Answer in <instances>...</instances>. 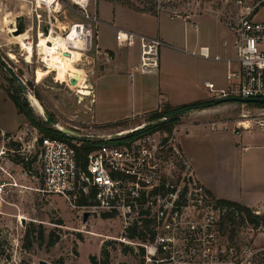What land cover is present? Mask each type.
I'll use <instances>...</instances> for the list:
<instances>
[{"label": "rangeland", "instance_id": "1", "mask_svg": "<svg viewBox=\"0 0 264 264\" xmlns=\"http://www.w3.org/2000/svg\"><path fill=\"white\" fill-rule=\"evenodd\" d=\"M89 1V13L92 15L90 10H95L98 0ZM130 1L138 8H154L158 15L187 18L189 22L194 23L198 27L197 31L190 26L185 34L190 46L196 42L202 45L209 44L222 58L219 62L211 60L200 65L206 68V79L221 81L223 87H227L226 60L235 57L234 38L229 23L239 12L234 0ZM34 2L0 0V181H7L13 185V192L7 199V204L0 210V264L40 262L94 264L93 259L96 260V264H102L106 255H109L110 264H148L145 259L147 250L144 249L143 255L142 248L138 246L141 243L129 241L125 237L126 230L121 218L116 215L105 217L103 214H94L90 215L87 223H84L85 212L82 209H73L61 197L39 192L41 185L36 179L40 151L37 147L33 148V143L35 139L44 137L47 131H59L46 122L48 118L57 122L61 128L69 129L81 136L92 135L102 143L104 141L97 137L113 135L142 124H156L148 122L151 116L170 112L172 108L164 107L141 117L124 120L125 116L131 114L128 109L131 101L129 87L124 77L113 78L116 85L107 88L114 91L122 90V96L116 103L117 107L113 108L108 104L110 107L108 108L105 102H97L94 105L92 85L99 95L102 84L96 85L94 81L107 73L109 66L115 64V54L109 51L100 53L95 34L91 52L85 55L82 52L78 60L80 68L85 73L82 78L87 90L76 88L70 83L71 78L67 74L62 76L59 70L54 72L42 62L37 53V46L40 35H46L44 33L46 28L48 34L53 30L55 34L67 36L73 27L80 28L79 25L85 23V19L68 0H56L59 8L52 12ZM19 17L25 19L23 21L25 32L28 31L24 39L25 44L29 42L34 45V56L29 64L23 57L19 42L9 35V29L15 28L17 34ZM6 18L10 20L9 24L6 23ZM163 19L164 30L174 29L179 25L181 36L184 35L181 21L171 22L167 18ZM254 20L264 23V8L258 11ZM81 35L80 31L79 36L71 41L72 48L78 52L83 43ZM112 37L114 36L104 34L102 42L106 41L117 49ZM165 48L161 47L159 52L163 64ZM192 48L193 46L190 47ZM107 58L111 61L108 62ZM187 59L181 60V65L187 69L194 68L195 62ZM6 67L11 68L22 79L26 94L6 73ZM199 80L200 75L193 76L194 83H198ZM182 81L187 80L183 77ZM194 83L189 80V84L195 85ZM107 86L105 85L104 89ZM11 95L20 99L26 114L18 112L16 105L10 100ZM30 95L39 101L45 112L44 116L39 115L33 108L28 99ZM209 101L214 103L204 110L213 111L215 120L229 121L230 129L234 127L233 122L240 120L242 114H254L258 110L253 104L217 105L218 100L212 98ZM193 112L198 111L184 112V115L178 117L179 122L176 125L182 123L184 117ZM94 120L99 125L95 124ZM116 123L124 124L113 126ZM19 138L22 140L19 141ZM258 138L261 139L260 136ZM16 143H22L24 147V151L19 154L13 153L16 150ZM26 157L29 159L28 162L25 161ZM179 175L183 177L190 174L181 171ZM50 241H54L55 244L50 246ZM161 257V253L155 254V259Z\"/></svg>", "mask_w": 264, "mask_h": 264}, {"label": "built area", "instance_id": "2", "mask_svg": "<svg viewBox=\"0 0 264 264\" xmlns=\"http://www.w3.org/2000/svg\"><path fill=\"white\" fill-rule=\"evenodd\" d=\"M68 1L85 19L79 25L85 55L91 52L93 36L101 24L89 13V0ZM234 5L239 12L229 23L235 57L226 60L227 87L217 89L210 82L204 86L216 100H264V23L254 20L264 8V0H234ZM115 42L118 49L139 47V62L128 73L131 80L158 73L163 41L118 31ZM186 52L192 57L211 58L206 47ZM253 105L257 112L242 114L232 129L229 121V125L219 121L211 124V130H231L239 137L244 133L264 137V105ZM146 125L97 137L105 144L89 152L85 150L87 144L100 143L92 135L78 134L80 140L35 139L33 148L40 151L36 179L41 185L39 192L61 197L73 209L91 215H116L124 221L125 230L140 229L149 222L155 241L146 243L151 246L138 245L147 250L148 264H264L263 216L253 212V222L236 207L217 205L191 175L180 177L181 171H189L177 143L176 127L171 133L157 131L125 140ZM21 144L16 143L14 154L24 151ZM12 188L11 183L0 181V210L7 204ZM257 240L260 245L255 244ZM157 252L162 255L159 259H155Z\"/></svg>", "mask_w": 264, "mask_h": 264}, {"label": "crops", "instance_id": "3", "mask_svg": "<svg viewBox=\"0 0 264 264\" xmlns=\"http://www.w3.org/2000/svg\"><path fill=\"white\" fill-rule=\"evenodd\" d=\"M95 6V10L90 12L101 24L96 37L97 48L100 53L113 52L115 64L109 66L108 72L94 81L96 85L102 84L99 95L92 85L94 105L105 102L108 108V104L113 108L117 107L122 90L107 88L116 85L113 78L121 77L127 80L131 100L128 107L131 114L125 116L124 120L141 117L164 107L179 108L195 102L209 101L212 94L204 86L206 82L214 84L217 89H224L221 81L206 79V68L200 66L211 60L222 61V58L209 44L196 42L190 49L192 46L185 35L186 31L190 26L195 31L198 27L187 18L166 15L156 17L105 0L96 1ZM163 18L171 22L181 21L184 35L181 36L179 25L174 29L164 30ZM118 31L163 41L166 47L163 51L164 64L160 61L157 74L138 75L135 80L129 78L128 73L139 62V47L115 49L108 42H102L104 34L114 36L112 38L115 41ZM200 47L209 48L210 59L192 57L186 52ZM186 59L195 62V69H187L181 65V60ZM226 65L228 72L227 62ZM195 75H200L198 83L193 81ZM183 77L187 81H182ZM189 80L195 85L189 84ZM105 85H108L107 90L104 89ZM215 119L213 111L203 110L186 115L184 121L175 126L177 143L187 163L188 173L214 199L241 205L264 217V137L256 133H244L239 137L231 131L214 132L211 124L219 121ZM107 123L106 125H111ZM255 244L260 245L261 242L257 240Z\"/></svg>", "mask_w": 264, "mask_h": 264}, {"label": "bare ground", "instance_id": "4", "mask_svg": "<svg viewBox=\"0 0 264 264\" xmlns=\"http://www.w3.org/2000/svg\"><path fill=\"white\" fill-rule=\"evenodd\" d=\"M34 1L36 5L43 6L51 12L53 10L56 11V9L59 8V4L57 5L56 0ZM5 21L8 24L10 23V20L8 18H6ZM15 29H9V35L13 40L19 42V45L22 49L21 51L24 54L23 57L26 58L25 61L29 64L32 62V58L34 56V45L29 42L25 44L24 42V39L28 35V31L24 34L17 35ZM79 32V27H73L72 30L67 34V36H64L62 34H55L53 30H51V32L45 36L40 35L39 44L37 46V53L38 56L42 59V62L51 67L54 72L59 70L61 72L60 75L65 76L67 74L71 78V84L73 81L76 88L87 90L86 84L84 83V80L82 78V76L85 74L84 70L80 68L78 64L79 55L86 49L85 39L81 35L83 38V43L81 44L79 52L78 50L73 49L71 44V41L79 36ZM28 99L30 100L36 112L39 115L44 116L45 112H43L39 101L31 95L28 96Z\"/></svg>", "mask_w": 264, "mask_h": 264}, {"label": "trees", "instance_id": "5", "mask_svg": "<svg viewBox=\"0 0 264 264\" xmlns=\"http://www.w3.org/2000/svg\"><path fill=\"white\" fill-rule=\"evenodd\" d=\"M107 2L113 3V4H120L121 6H124L128 9H131L135 12L138 13H145V14H151L153 16H158L157 11H155L154 8H138L136 7L134 4H132V2L130 0H105ZM139 1V0H138ZM14 81V80H13ZM10 100L13 101V103L16 105L18 112L20 114H26L25 111V107L24 105L20 102V99L17 96H9ZM214 103V102H213ZM212 101H200V102H195L189 105H185L179 108H172L170 109V112H164V113H157L151 116V118L149 119L148 122H156L155 125L153 126H149L144 128L141 131H137L135 133H133L132 135H130L129 137H127L125 140H131V139H135L138 138L142 135L148 134V133H154L157 131H167L169 133L172 132L173 128L176 126V124L179 122L178 118L166 123L163 122V119H166L168 117H170L171 115H173L175 112L177 111H184V112H190V111H202L206 108H208L211 104H213ZM124 123H116L113 126H121ZM44 137H49V138H58L60 140H69L67 137H65L61 132L59 131H47L44 134ZM105 144L104 142L99 143L97 145H93L92 143L87 144V146H85V150L87 152L93 150L96 148V146ZM206 193H208L210 196L211 194L206 191ZM212 197V196H211ZM213 198V197H212ZM216 200V199H215ZM216 204L217 205H224V206H228V207H236L240 210H242L244 213H246V215L248 217H250V219H252L253 222H255L256 218H253V212L248 209L245 208L241 205L238 204H234V203H230V202H226V201H222V200H216ZM106 216H112V215H104ZM264 217H261L260 220H263ZM150 227V223L149 222H145V224H143V228L137 229V228H132V229H127L125 231V237L129 240V241H139L141 244H146V243H153L155 241V233L149 230ZM55 244L54 241H50V246H53ZM142 248V247H141ZM143 255H144V249H141ZM102 264H110L109 263V255H106V258L102 261ZM93 263L96 264V260L93 259Z\"/></svg>", "mask_w": 264, "mask_h": 264}, {"label": "water", "instance_id": "6", "mask_svg": "<svg viewBox=\"0 0 264 264\" xmlns=\"http://www.w3.org/2000/svg\"><path fill=\"white\" fill-rule=\"evenodd\" d=\"M24 20L25 19L23 17H19L17 19V23H18L17 35L25 33V26L23 24ZM44 33L46 35L48 34V29L47 28L44 30ZM5 71L17 83V85L20 88V90L24 94H26L27 90L25 88V85H24L22 79L19 76H17L13 72V70L11 68H9V67H6ZM72 84L74 85L73 81H72ZM225 104H259V105H264V100L251 101V100L240 99V98H228V99L218 100V102H217V105H225ZM182 115H184V111H177L173 115H171L170 117H168L165 120H163V122L169 123V122L177 119L178 117H181ZM46 122L48 124L52 125L53 127L57 128L59 130V132H61L66 137L71 138V139H75V140H80L77 133H75V132H73V131H71L69 129H64V128L59 129L60 127H59L58 123L53 121L52 119L48 118L46 120ZM147 126H149V125L147 124L145 127H147ZM117 137H118V135H114V138H117ZM90 215L91 214L88 213V212L84 214V220H83L84 223H87L88 219L90 218ZM40 264H46V263L45 262H40Z\"/></svg>", "mask_w": 264, "mask_h": 264}]
</instances>
